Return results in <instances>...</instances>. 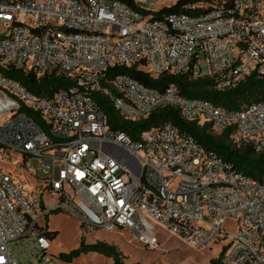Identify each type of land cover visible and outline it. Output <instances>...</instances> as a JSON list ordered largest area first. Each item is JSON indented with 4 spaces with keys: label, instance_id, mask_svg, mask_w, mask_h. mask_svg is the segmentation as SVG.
<instances>
[{
    "label": "built area",
    "instance_id": "built-area-1",
    "mask_svg": "<svg viewBox=\"0 0 264 264\" xmlns=\"http://www.w3.org/2000/svg\"><path fill=\"white\" fill-rule=\"evenodd\" d=\"M131 1L0 0L10 31L0 37V159L10 166L0 171V264L50 263L43 220L52 210L83 230H126L148 247L158 243L153 221L190 248L219 242L221 264H264V177L232 170L170 123L133 141L108 128L93 98L104 95L129 121L172 106L214 133L231 127L234 144L264 152V103L229 111L184 98L173 84L159 92L110 74L130 66L153 78L189 73L214 77L219 89L261 74L264 0H214L198 14L159 18L152 13L178 0ZM27 69L72 83L37 97L8 76ZM13 243L24 248L17 256Z\"/></svg>",
    "mask_w": 264,
    "mask_h": 264
},
{
    "label": "trees",
    "instance_id": "trees-1",
    "mask_svg": "<svg viewBox=\"0 0 264 264\" xmlns=\"http://www.w3.org/2000/svg\"><path fill=\"white\" fill-rule=\"evenodd\" d=\"M123 1L134 6L131 0ZM212 1L214 0H178L174 4L164 6L158 12L152 13V17L159 18L161 13L198 14L207 10V4ZM189 2L198 5V7L190 11L185 7ZM117 73L127 74L140 84L159 92L163 91L169 84H173L177 88L178 94L184 98L206 100L216 107L229 111L240 110L250 103H264V72L261 74L250 73L233 86L222 89L217 88V80L209 76L193 78L189 73L175 75L164 73L153 78L137 69L136 66L115 67L110 70V74ZM8 76L19 82L29 93L45 99H50L59 88L72 83L67 76L55 71L38 75L32 69L16 70L10 71ZM93 98L105 114L108 128L127 134L133 141H137L140 133L144 130L170 123L178 131L190 135L205 151L212 152L220 157L232 170L254 180H260L264 177V152L255 153L250 145L234 144L230 138L231 127L223 129L220 133H214L209 123L199 125L196 121H187L180 116L177 108L172 106L159 107L145 118L129 121L119 115L104 95L96 93ZM22 110L33 115L24 108ZM59 212L61 211L52 210L50 214ZM119 230L122 229L119 228ZM56 233L55 230L50 231L47 228L49 239H53ZM87 253L100 254L109 258L112 264H124L122 261L123 255L113 245L100 241L85 243L83 238H80L76 248L68 254H62L61 257L67 260ZM221 255L220 252L216 258L210 259L208 264H221Z\"/></svg>",
    "mask_w": 264,
    "mask_h": 264
},
{
    "label": "rangeland",
    "instance_id": "rangeland-1",
    "mask_svg": "<svg viewBox=\"0 0 264 264\" xmlns=\"http://www.w3.org/2000/svg\"><path fill=\"white\" fill-rule=\"evenodd\" d=\"M9 29L0 23V37L8 36ZM200 71L206 73L208 70L204 58H200ZM33 165H38L33 161ZM10 169L7 162L0 159V171ZM45 222L50 231H56V236L50 239L49 251L51 261L48 264H112L109 258L97 253L81 254L63 259L62 254H68L76 248L80 238L85 243L97 241L113 245L123 255L124 264H208L210 259L216 258L221 251L222 244L214 243L207 249H194L188 247L180 238L170 233L164 226L150 221L158 226V243L153 247L140 244L126 230L102 231L98 229L83 230L79 228L77 219L70 213L61 211L57 214H49ZM48 219V220H47ZM11 251L16 256L24 248L10 245ZM22 256V255H21ZM26 258L24 255L22 256Z\"/></svg>",
    "mask_w": 264,
    "mask_h": 264
},
{
    "label": "crops",
    "instance_id": "crops-1",
    "mask_svg": "<svg viewBox=\"0 0 264 264\" xmlns=\"http://www.w3.org/2000/svg\"><path fill=\"white\" fill-rule=\"evenodd\" d=\"M48 222V221H47Z\"/></svg>",
    "mask_w": 264,
    "mask_h": 264
}]
</instances>
